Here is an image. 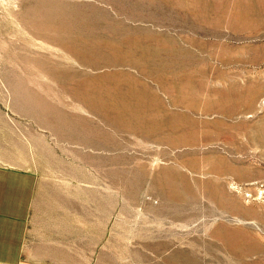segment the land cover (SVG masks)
<instances>
[{
	"label": "rangeland",
	"instance_id": "1",
	"mask_svg": "<svg viewBox=\"0 0 264 264\" xmlns=\"http://www.w3.org/2000/svg\"><path fill=\"white\" fill-rule=\"evenodd\" d=\"M0 161L23 264H264V0H0Z\"/></svg>",
	"mask_w": 264,
	"mask_h": 264
},
{
	"label": "crops",
	"instance_id": "2",
	"mask_svg": "<svg viewBox=\"0 0 264 264\" xmlns=\"http://www.w3.org/2000/svg\"><path fill=\"white\" fill-rule=\"evenodd\" d=\"M36 177L0 161V264H23V242Z\"/></svg>",
	"mask_w": 264,
	"mask_h": 264
}]
</instances>
